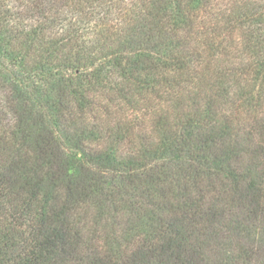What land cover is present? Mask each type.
<instances>
[{
  "label": "trees",
  "instance_id": "trees-1",
  "mask_svg": "<svg viewBox=\"0 0 264 264\" xmlns=\"http://www.w3.org/2000/svg\"><path fill=\"white\" fill-rule=\"evenodd\" d=\"M0 264H264V0H0Z\"/></svg>",
  "mask_w": 264,
  "mask_h": 264
}]
</instances>
